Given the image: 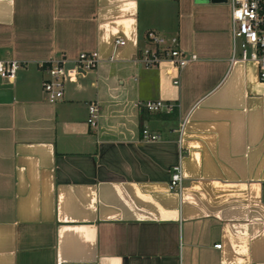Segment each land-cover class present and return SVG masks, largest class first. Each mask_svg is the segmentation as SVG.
Returning <instances> with one entry per match:
<instances>
[{"label": "crops", "instance_id": "0c3cea01", "mask_svg": "<svg viewBox=\"0 0 264 264\" xmlns=\"http://www.w3.org/2000/svg\"><path fill=\"white\" fill-rule=\"evenodd\" d=\"M149 31L195 59L143 67ZM91 51L48 102L38 62ZM0 58L22 63L0 78V264H264V82L228 3L0 0Z\"/></svg>", "mask_w": 264, "mask_h": 264}, {"label": "built area", "instance_id": "2783aa9c", "mask_svg": "<svg viewBox=\"0 0 264 264\" xmlns=\"http://www.w3.org/2000/svg\"><path fill=\"white\" fill-rule=\"evenodd\" d=\"M230 7V35L232 42V60L254 62L258 79L264 82V0H225ZM147 45L138 51L137 60L143 67L156 66L161 61L171 64L178 72L187 62L195 59L194 54H187L179 46L175 36L163 37L153 31L146 33ZM115 45H122L123 40H114ZM99 62L97 52H80L73 59L60 56L38 62L39 70L44 74L41 89L48 102L61 99L65 80L69 76L85 73L96 67ZM22 65L14 58H0V78L12 80L17 69ZM176 83L177 80H173ZM173 104L161 100L145 101L142 108L147 111L170 110ZM97 117V106L90 102L87 105L86 122L94 125ZM157 134L146 128L140 130V139L155 140ZM169 189H179L181 175L178 166L172 167ZM220 244H215L219 248Z\"/></svg>", "mask_w": 264, "mask_h": 264}, {"label": "water", "instance_id": "95a60500", "mask_svg": "<svg viewBox=\"0 0 264 264\" xmlns=\"http://www.w3.org/2000/svg\"><path fill=\"white\" fill-rule=\"evenodd\" d=\"M210 1H222V2H225V0H210Z\"/></svg>", "mask_w": 264, "mask_h": 264}]
</instances>
